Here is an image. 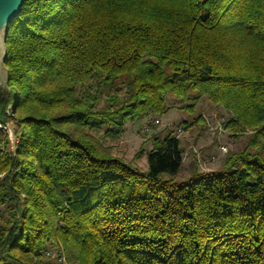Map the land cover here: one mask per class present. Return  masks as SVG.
<instances>
[{
	"label": "trees",
	"instance_id": "obj_1",
	"mask_svg": "<svg viewBox=\"0 0 264 264\" xmlns=\"http://www.w3.org/2000/svg\"><path fill=\"white\" fill-rule=\"evenodd\" d=\"M6 44L0 264H55L52 246L77 264H264V0H25ZM169 93L232 112L256 150L177 182L173 131L147 171L93 135L165 114Z\"/></svg>",
	"mask_w": 264,
	"mask_h": 264
},
{
	"label": "rangeland",
	"instance_id": "obj_2",
	"mask_svg": "<svg viewBox=\"0 0 264 264\" xmlns=\"http://www.w3.org/2000/svg\"><path fill=\"white\" fill-rule=\"evenodd\" d=\"M190 95L193 97L195 94L191 92ZM104 102L105 99L100 102L99 106L101 107ZM191 102L188 99L183 100L177 98L171 93L167 94L166 113L163 115L150 113L151 116H157L162 121L163 125L158 132L144 131V124L147 118L144 117L138 121L128 120L125 123L123 132L118 137L106 136L104 129L98 132L93 131L92 133L113 155L127 162H131L142 171H147L149 167L148 155L153 148V138L157 136L164 137L170 131H173L176 135L178 126L182 122L184 123L186 121L185 119L192 121L198 115H203L205 118V128L200 124L197 127L191 126L187 128V136L180 139L186 155L183 159L181 171L174 177L177 182L187 181L197 171L214 172L225 170L227 160L233 154L242 153L245 150L253 153L256 150L255 148L257 146H250L253 135L255 134L253 129H247L243 133L235 134L225 128L226 132L220 136L209 131L207 121L216 124V121L212 120L214 115L217 116V120L222 122V125L225 127L224 123L232 117V112L226 110L221 105L212 103L207 97H202L195 107V111L190 112L187 106ZM7 111L10 116L13 115L11 106H9ZM0 127L2 129L0 133L2 146H4L5 137H8L11 147L14 150L16 142V121L9 120L5 125L0 123ZM220 145H227L228 150L225 153L220 151ZM262 155L264 156V150L262 151ZM5 218L6 212L1 205L0 223ZM50 251L56 257H51V259L55 260V264H77L76 262H69L65 253L61 252L56 246H52ZM58 256L64 257V261H58Z\"/></svg>",
	"mask_w": 264,
	"mask_h": 264
},
{
	"label": "water",
	"instance_id": "obj_3",
	"mask_svg": "<svg viewBox=\"0 0 264 264\" xmlns=\"http://www.w3.org/2000/svg\"><path fill=\"white\" fill-rule=\"evenodd\" d=\"M24 1L0 0V92H10L9 69L5 64L8 53L6 39L10 23L19 16Z\"/></svg>",
	"mask_w": 264,
	"mask_h": 264
},
{
	"label": "built area",
	"instance_id": "obj_4",
	"mask_svg": "<svg viewBox=\"0 0 264 264\" xmlns=\"http://www.w3.org/2000/svg\"><path fill=\"white\" fill-rule=\"evenodd\" d=\"M146 117L147 118H146V122L144 124V131H146V132H155V131L158 132L160 130V127L163 125L161 119L157 116H151L150 114H148ZM212 120L216 121V124H213V123L207 121L209 131H211L213 134H216L217 136L224 134L226 132L225 127L222 125V122L217 120L216 115H214L212 117ZM192 126L197 127L198 124L194 123ZM187 133H188V131L185 127V121H184V123L182 122L178 126V132L176 134V137L180 140L181 138L186 137ZM195 150H197V149H195ZM227 150H228L227 145H220V151L225 153ZM185 155L186 154L184 152V157H185ZM47 255L50 257H55V255L52 253V251H47ZM64 259L65 258L62 256L57 257V260L60 262H63Z\"/></svg>",
	"mask_w": 264,
	"mask_h": 264
}]
</instances>
